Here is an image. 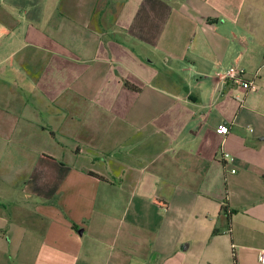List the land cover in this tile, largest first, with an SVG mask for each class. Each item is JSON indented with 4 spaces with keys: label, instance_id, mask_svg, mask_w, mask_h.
Listing matches in <instances>:
<instances>
[{
    "label": "crops",
    "instance_id": "obj_1",
    "mask_svg": "<svg viewBox=\"0 0 264 264\" xmlns=\"http://www.w3.org/2000/svg\"><path fill=\"white\" fill-rule=\"evenodd\" d=\"M5 1L0 264H264V0Z\"/></svg>",
    "mask_w": 264,
    "mask_h": 264
},
{
    "label": "rangeland",
    "instance_id": "obj_2",
    "mask_svg": "<svg viewBox=\"0 0 264 264\" xmlns=\"http://www.w3.org/2000/svg\"><path fill=\"white\" fill-rule=\"evenodd\" d=\"M14 1H16L15 5L20 8L23 7V5L26 3L29 4L30 2H34V1L43 2L44 0H7L5 1V9L12 10L11 5L13 4ZM19 13L22 14V11H19ZM259 89H262L260 85H259ZM250 93L253 94L254 91H251ZM243 96H245V94H243ZM262 100L264 101V97L263 98L261 97V99L256 98L255 100L250 101V106L252 110L246 113H242L236 120L237 125L246 127L249 130L260 129V127L262 126L261 124L264 122V104H262ZM258 114H262V115H258Z\"/></svg>",
    "mask_w": 264,
    "mask_h": 264
},
{
    "label": "built area",
    "instance_id": "obj_3",
    "mask_svg": "<svg viewBox=\"0 0 264 264\" xmlns=\"http://www.w3.org/2000/svg\"><path fill=\"white\" fill-rule=\"evenodd\" d=\"M220 75L222 78L231 80L235 85H239L245 90H253L256 88L255 78L257 74L254 77L248 78L245 71L237 66L230 67L226 72ZM240 100H242V98H240ZM228 131H229V128L226 125H222L221 127L218 128V132L223 135H226ZM221 159L225 163H229V162L232 163L235 161V157L232 154H230L227 151H223V150L221 154ZM235 171L236 169H232V172H235ZM260 256H261V259L264 261V250L261 251Z\"/></svg>",
    "mask_w": 264,
    "mask_h": 264
},
{
    "label": "trees",
    "instance_id": "obj_4",
    "mask_svg": "<svg viewBox=\"0 0 264 264\" xmlns=\"http://www.w3.org/2000/svg\"><path fill=\"white\" fill-rule=\"evenodd\" d=\"M92 174H95V173L92 172ZM95 175H97V174H95ZM222 209H223V211H225V212L228 211V207H227L226 205H223ZM214 232L216 233L217 230H215Z\"/></svg>",
    "mask_w": 264,
    "mask_h": 264
}]
</instances>
